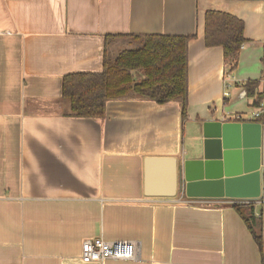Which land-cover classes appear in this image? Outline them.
Wrapping results in <instances>:
<instances>
[{"label":"crops","instance_id":"crops-1","mask_svg":"<svg viewBox=\"0 0 264 264\" xmlns=\"http://www.w3.org/2000/svg\"><path fill=\"white\" fill-rule=\"evenodd\" d=\"M207 10L243 20L230 74L222 48L204 43ZM145 34L192 35L185 119L179 101L144 98L65 116L63 75L101 72L121 36ZM263 41L264 0H0V264H260L235 200L146 197L143 159L193 158L202 121H257L242 117L264 111L245 89L258 80L264 98ZM255 209L264 261V197ZM94 237L133 241L138 258L84 263Z\"/></svg>","mask_w":264,"mask_h":264},{"label":"trees","instance_id":"trees-1","mask_svg":"<svg viewBox=\"0 0 264 264\" xmlns=\"http://www.w3.org/2000/svg\"><path fill=\"white\" fill-rule=\"evenodd\" d=\"M243 20L231 14L207 10L204 14V43L207 47L219 46L223 51L225 74L236 67L243 36ZM126 46L104 52L101 72H78L63 75L61 98L67 105L65 116L100 118L110 99L144 98L157 104L172 100L180 103L181 119L187 111V42L186 35L145 34L123 35ZM116 36H106L114 39ZM264 59V41L262 44ZM258 80L245 82L251 106L262 105L263 93L256 92ZM262 116L257 118L260 121ZM181 202L196 204L182 196ZM255 202L234 201L230 206L239 215L262 258V215ZM210 205V203H209Z\"/></svg>","mask_w":264,"mask_h":264},{"label":"water","instance_id":"water-1","mask_svg":"<svg viewBox=\"0 0 264 264\" xmlns=\"http://www.w3.org/2000/svg\"><path fill=\"white\" fill-rule=\"evenodd\" d=\"M264 106V98L262 99ZM264 111L260 121L205 120L193 158L146 156L143 195L191 200L258 201L264 197Z\"/></svg>","mask_w":264,"mask_h":264},{"label":"built area","instance_id":"built-area-1","mask_svg":"<svg viewBox=\"0 0 264 264\" xmlns=\"http://www.w3.org/2000/svg\"><path fill=\"white\" fill-rule=\"evenodd\" d=\"M262 111L242 117L243 120L257 119ZM241 118V116L239 117ZM235 119V118H234ZM138 258L137 244L129 240H105L102 237L85 239L80 248V259L84 263L107 260L133 261Z\"/></svg>","mask_w":264,"mask_h":264}]
</instances>
